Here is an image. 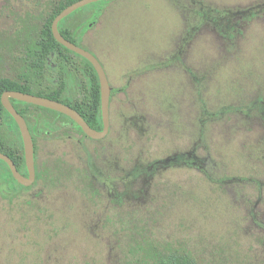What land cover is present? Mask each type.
Listing matches in <instances>:
<instances>
[{"label":"rangeland","instance_id":"1","mask_svg":"<svg viewBox=\"0 0 264 264\" xmlns=\"http://www.w3.org/2000/svg\"><path fill=\"white\" fill-rule=\"evenodd\" d=\"M50 1L0 0V78ZM61 28L105 71L109 131L33 112L36 177L0 193V264H264V0H104Z\"/></svg>","mask_w":264,"mask_h":264},{"label":"trees","instance_id":"2","mask_svg":"<svg viewBox=\"0 0 264 264\" xmlns=\"http://www.w3.org/2000/svg\"><path fill=\"white\" fill-rule=\"evenodd\" d=\"M77 1L79 0H51L48 14L40 16L38 23L30 30L35 40L24 48L23 73L17 79L0 78V129L2 126L10 125L20 139V143L11 146L0 132V153L7 155L16 169L25 174L24 152L18 127L1 104V96L4 92L16 91L31 94L68 105L76 110L91 128L97 131L102 130L100 88L94 68L86 59L58 44L51 32L54 18ZM63 20L58 24L59 32L66 40L78 46V40L73 31L61 28ZM76 77L80 80V88L78 97L73 98L71 86ZM10 102L27 123L34 142L35 154V129L30 125L34 111L52 114L73 122L67 116L51 110L13 99H10ZM76 127L84 135L77 125ZM18 189L23 187L14 180L7 165L0 160V193L6 197ZM153 255L154 264H194L193 258L187 253L154 251Z\"/></svg>","mask_w":264,"mask_h":264},{"label":"water","instance_id":"3","mask_svg":"<svg viewBox=\"0 0 264 264\" xmlns=\"http://www.w3.org/2000/svg\"><path fill=\"white\" fill-rule=\"evenodd\" d=\"M100 1H104V0H79L73 3L72 5L66 7L54 18L51 25V32L53 38L58 44H60L67 50L73 52L74 54L86 59L94 68L98 77L99 88H100V113L102 120L101 131H97L91 128L76 110L60 102L47 99L44 97H38L35 95L25 94L16 91L4 92L1 96V104L3 108L14 120L20 133L27 176L24 177L19 173L13 161L7 155L0 153V160L7 165L14 180L22 187H29L35 181V175H36L35 149H34V142L30 134V131L28 129L27 123L25 119L16 111L14 106L11 104L10 99L23 102L26 104L34 105L37 107H41L65 115L68 118H70L81 129V131L90 139L100 140L103 139L108 134L111 87L109 85L105 71L102 65L100 64V62L98 61V59L92 53L66 40L61 35L58 29V24L60 23V21L68 17L70 14L89 4H93Z\"/></svg>","mask_w":264,"mask_h":264},{"label":"flooded vegetation","instance_id":"4","mask_svg":"<svg viewBox=\"0 0 264 264\" xmlns=\"http://www.w3.org/2000/svg\"><path fill=\"white\" fill-rule=\"evenodd\" d=\"M21 175H23L24 177H26L27 176V173L25 174L24 172H19ZM35 177H36V175H35ZM31 186V185H30ZM23 188H27V187H23Z\"/></svg>","mask_w":264,"mask_h":264}]
</instances>
